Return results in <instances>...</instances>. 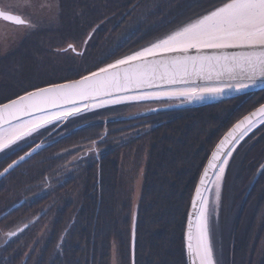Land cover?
<instances>
[{
  "label": "trees",
  "instance_id": "trees-1",
  "mask_svg": "<svg viewBox=\"0 0 264 264\" xmlns=\"http://www.w3.org/2000/svg\"><path fill=\"white\" fill-rule=\"evenodd\" d=\"M57 1L63 7L57 12L61 19L57 26L28 32L20 43L10 46L11 54L0 57V102L32 88L93 72L166 37L224 2L146 0L148 24H137L138 30L132 37L130 24L120 25L117 20L123 16L124 20L132 8L144 3L142 0ZM70 43L80 45L83 51L81 48V52L74 53L65 48ZM46 54L50 61L47 67L55 65L52 54L62 57L63 63L53 72L47 69V78H39L35 66L43 65ZM263 102L264 90H261L212 105L161 112L154 116L157 124L138 139L120 143L100 159L76 169L66 186L55 190L60 193L59 203L25 207L19 215L13 213H19L23 206L3 212L23 186L43 179L44 173L51 171L52 164L58 161L33 157L0 182V228L6 224L15 227L12 231L0 229L6 237L0 245V264H111L113 247L118 264H132L133 253L134 264H187L183 239L186 217L210 150L232 124ZM132 107L117 106L96 113L122 112ZM90 115L77 119L85 121ZM253 137L245 147L249 151L257 150L261 160L264 127ZM142 140L149 143L146 170L143 189L134 205L119 153L134 144L141 150ZM14 158L11 150L1 154L0 170ZM239 183H243L242 178ZM243 192L240 186L239 200ZM135 206L137 224L132 253L131 216ZM21 218L28 227L9 236L8 233L21 227L15 225L23 224ZM42 219L49 224L46 236L42 237L46 238L44 250L37 256L39 244H36L37 249L27 254L28 245L36 237L32 227ZM233 226L231 264H264V170L250 198L242 203Z\"/></svg>",
  "mask_w": 264,
  "mask_h": 264
},
{
  "label": "snow or ice",
  "instance_id": "snow-or-ice-1",
  "mask_svg": "<svg viewBox=\"0 0 264 264\" xmlns=\"http://www.w3.org/2000/svg\"><path fill=\"white\" fill-rule=\"evenodd\" d=\"M0 17L17 25L25 23L19 16L4 11H0ZM229 47L242 48L246 51L231 55H187L192 50L201 53L206 49L223 50ZM71 48L72 46L69 45V49ZM110 55H115V53ZM160 57L164 59H158ZM217 67L219 70H216ZM213 71H215L216 78L226 74L238 81H249V84L241 83L239 87L242 88L257 86V81L264 83V0H224L219 6L214 7L194 22L188 23L140 50L115 59L103 67H98L96 71L83 75L78 80L38 88L0 105V120H4L5 113L12 120H17L21 116L32 115L33 112L45 111L44 106L56 107L57 101L62 100L65 104H71L58 114H46L31 121L21 122L9 134L0 137V150L8 148L16 141L30 136L54 121L76 116L81 111L87 110V105L78 107L72 102L76 99L84 100L124 90L149 88L154 86L156 80L175 84L178 79L182 81L184 77H199L201 74L206 79H211ZM224 91L223 87L169 89L158 95L202 99L206 93L223 94ZM151 96V93L142 92L130 99H146ZM111 102H119V99ZM257 123H264V106L249 116H245L227 133L216 151L212 153V160L208 167H215V162L219 159L221 149L226 143H231L236 139L237 134L242 139ZM30 155L31 153H26L19 160L13 161L0 175L13 169ZM225 155L230 156L231 151ZM227 163L226 158L220 162L216 175L215 196L217 200L220 195V181L225 171L224 165ZM206 176L207 170L200 180V187L196 189L193 201L195 219L189 221L186 233V249L188 254L194 258V264H214L209 227V218L213 210L210 209L209 201L201 191L202 188L205 192L209 191L204 188ZM8 235L13 236L15 233L10 232Z\"/></svg>",
  "mask_w": 264,
  "mask_h": 264
},
{
  "label": "rangeland",
  "instance_id": "rangeland-1",
  "mask_svg": "<svg viewBox=\"0 0 264 264\" xmlns=\"http://www.w3.org/2000/svg\"><path fill=\"white\" fill-rule=\"evenodd\" d=\"M28 1H36V0H26ZM15 8L16 10L20 11L21 13L23 11L19 10L22 3L25 2V0H15ZM46 0H39V3L34 4L30 3L27 6L29 7L28 12L29 17L31 18L33 24H37L39 26H47L50 24H56L58 23V19H56L55 16H58V13H56V9L58 11V1L57 0H50L45 4ZM57 8H55L56 6ZM33 29L29 28H22V27H14L11 24H8L7 22L0 21V57L3 56L4 53H6V49H10V46L16 45V43H20L22 41L21 39L24 38L25 35ZM29 32V33H30ZM22 36V37H21ZM21 37V38H20ZM20 38V39H19ZM19 39V40H18ZM76 49L80 50V45H75ZM43 56L45 58V62H43V65L40 67V63L35 66V71L37 72V76L39 78L44 77L47 78V69L50 72H53L56 68H59V64L63 63L62 57H58L59 55H54L53 58L55 65L47 67L48 63H50L49 60H47L46 56ZM51 58V56L49 57ZM57 64V65H56ZM27 69V67H26ZM28 70V69H27ZM25 74V72H23ZM27 73V71H26ZM50 85V84H46ZM5 86L6 85H2ZM44 86V85H42ZM39 88V87H36ZM34 89V88H32ZM1 90V88H0ZM12 99V98H11ZM2 103V102H0ZM128 111V110H127ZM122 111V112H127ZM120 112V111H118ZM99 114V113H96ZM96 114H91L90 116H94ZM127 114V113H126ZM54 127H57V129L62 131V127L58 125H54ZM261 127H264V123L260 124L255 130L249 133L248 136L244 138V140L238 145V147L235 149L236 151L230 156L228 159V163L225 165V171L223 174V178L220 181V188H219V199H216L215 192V182L216 178L213 182V185L211 187L210 193H209V207L213 210V214L209 218V227H210V234L212 237V246H213V256H214V264H231L230 259V246H231V240H232V232H233V223L237 220L238 214L241 210L242 203H244L248 198H250L252 190L256 187L257 182L260 178L258 177L257 181H255L254 186L251 187L252 181L254 180V177L256 176L257 170L260 168V166L264 163V157L259 160L257 155V150H248V147H245V144H248L250 141V137L257 132H259V129ZM150 129V128H149ZM148 129H142L140 130L141 133L146 132ZM130 134L127 135L121 133V136L118 137V139L115 141V146L119 145L123 142H129ZM256 137H253L255 139ZM259 138V137H258ZM258 141V140H257ZM141 143H144L140 150L137 145H133L130 148L125 149L124 151H121L119 153L120 155V166H122V173L123 177L127 182L128 189L131 192V198L133 201V204L135 205L138 201V196L141 193L144 183V174L146 170V161H147V150H148V142L145 140H142ZM140 143V144H141ZM264 145V143H263ZM140 150V152H139ZM72 160H69L67 164H69L70 171H75L77 167V163L75 165L71 164ZM264 170V168H263ZM262 170V173H263ZM246 174L245 176L240 175V173ZM261 173V174H262ZM243 176V177H242ZM126 177V178H125ZM242 178V184L240 185V179ZM47 180H50L48 178ZM240 186L244 188V194L242 195L241 199L240 197L241 193ZM251 187V190H250ZM262 188V187H261ZM9 199V198H8ZM137 206H135L132 216H131V231L133 235V225L137 221L136 214H137ZM29 221V220H27ZM42 221V222H41ZM40 222L35 223V225L32 227L33 231L36 234L35 239L28 245V249L26 251L27 254H30L33 250L37 249L36 244H39V249L37 251V256L40 255L41 250H44V245L46 243L45 237L46 232L48 230V222L46 219H42ZM10 223V221H9ZM21 224V222L15 224L18 225ZM137 224V222H136ZM12 227V226H11ZM8 226V224L3 225L1 229L3 231H9L14 228H11ZM264 227V226H262ZM39 230L38 233H36ZM3 231L0 232V245L3 244V240L6 238L4 237ZM38 247V246H37ZM116 247H113L112 252V259L111 264H118L117 259V253L115 252ZM32 254V253H31ZM26 255V254H25ZM36 256L35 260L38 259Z\"/></svg>",
  "mask_w": 264,
  "mask_h": 264
},
{
  "label": "flooded vegetation",
  "instance_id": "flooded-vegetation-1",
  "mask_svg": "<svg viewBox=\"0 0 264 264\" xmlns=\"http://www.w3.org/2000/svg\"><path fill=\"white\" fill-rule=\"evenodd\" d=\"M12 1L13 0H0V9L20 15L22 19L25 20V23L22 25H17L2 19H0V21H5L14 27L33 29L31 31L48 29V27L57 26L61 21L60 17L55 16L56 19H58V23L54 25L50 24L47 26H39L37 24H33L31 18L29 17L30 13L28 12L31 9H28L29 7L27 5L30 3L38 4L39 0L28 2L25 0L19 9L23 11L22 13L16 10V2L14 1L13 3ZM49 1L50 0H46L45 4H47ZM142 2H144L142 5H137L132 8L128 13L129 16L125 17L124 20H122L124 16L119 17L117 20V23L120 25H123L125 22L130 24L128 30H130V35H132V37L135 36V33L138 30L136 27L137 24L145 25L146 22L148 24L147 2L146 0H142ZM59 7L58 11L56 9V13L60 10L62 11L63 7ZM87 19L88 18H85L84 20ZM69 45L72 46L70 51L72 50L74 53L81 52L82 47H80V50H78L74 46V43L66 45L65 48L69 49ZM6 54H11L9 48L6 49V53H4L1 58H6ZM11 60L12 58L10 57L8 62L9 65L12 64L10 63ZM134 112L135 111H128L126 112L127 114L125 112L99 113L94 116H89V118L85 121L74 119V121L64 124L62 131L57 129V127L46 130L43 129L42 132L33 134L27 140L21 141V143L18 145L11 147V153H13L14 157L16 158L22 153L30 150L32 146L40 143H46L43 146V149L37 154L33 155L32 158L36 157L40 158L41 160H43V158H47L48 161H54L57 159L58 161H56L55 164H52L51 171L44 173L43 179L33 180V183L28 184V186H23V189L16 196L17 198H13V200L9 202L8 207L3 212H11L14 209L16 210V208L23 206L19 213H13L15 215H19L24 212L23 209L25 207H35L39 204L50 202H55V204L59 203L61 201L58 198L60 193L56 192L55 190H57V188L66 186L68 181L71 180L73 173L77 172V170L73 172L70 171L69 164H67L69 160H72V165H75L76 163L78 164L76 169H82L83 166H85L88 162H93L100 159L102 155L108 154V152L113 147H115V141L121 136V133L126 135L127 133L128 135L130 134V140L138 139L141 135H143L140 130H150L151 127L157 124L153 115L142 116L139 118H124L129 113L132 114ZM80 126L83 127L79 128ZM76 127L77 129H75ZM62 157L64 159L66 158L67 160L64 161ZM32 158L27 162L31 161ZM48 178H50V180H47ZM50 196L51 199L47 198ZM21 221L23 224H18L21 226L19 229L24 228L25 230V228L28 226L25 223L26 220L21 218ZM17 223L19 222H16L15 224Z\"/></svg>",
  "mask_w": 264,
  "mask_h": 264
},
{
  "label": "water",
  "instance_id": "water-1",
  "mask_svg": "<svg viewBox=\"0 0 264 264\" xmlns=\"http://www.w3.org/2000/svg\"><path fill=\"white\" fill-rule=\"evenodd\" d=\"M0 11H3V10L0 9ZM4 12L10 13L12 15H17V16H19L22 19V17L20 15H18V14H13V13L5 11V10H4ZM0 19L4 20L2 17H0ZM8 22L15 24L12 21H8ZM172 33H170V34H172ZM245 51L246 50L242 49V48L229 47V48H226V49H223V50L206 49V50H204L201 53H197L195 50H192L189 53H187V55H190V56H194V55H198V54H200V55H220V54L231 55V54H240V53H243ZM158 59H164V57H160ZM110 63H112V62H110ZM105 65L106 64H104V66ZM96 70L97 69H94V71H96ZM216 70H219V68L217 67ZM87 74L88 73L83 74V75H87ZM78 79H80V77L72 78L71 80H65V81H62L60 83H51L50 85L61 84V83L69 82V81H75V80H78ZM241 83L249 84V81H247V80L238 81L237 79L230 78L226 74L220 76L219 78H216L215 71H213L211 79H206L204 77V75L201 74L199 77H197V76L184 77L182 81L178 79V82L175 83V84H169V83H167L165 81L156 80L154 82V86L153 87H149V88L135 89V90H124V91H120L118 93L114 92L111 95H104V96H99V97H97V96L89 97V98L84 99V100L76 99V100H74L72 102L75 103L78 107H82L83 105H87L88 106L87 110L81 111L76 116H72V117H68V118H65V119L58 120V121H54V122L46 125L45 127L40 128L37 132H34L31 135L39 133L43 129L51 128L54 125H58L59 127L60 126L64 127V124H67L69 121H72V120H74L76 118L85 116V114H94L97 111L106 110L107 108H116L117 106L133 105V107L128 109V111H135V112L132 113V114L129 113L124 118H126V119H128V118H139V117H142V116H148L150 114H159L161 112H169V111H172V110H182V109H189V108H193V107H200V106H204V105H212V104H215V103H218V102H223V101L228 100V99L236 98V96L246 95L247 93H253V92L261 91V89L264 88V83H261L260 81H257V86H249V87H246V88L239 87V85ZM50 85L40 86L39 88H44V87H47V86H50ZM228 85H232V87H228ZM212 87H223L225 89V91H224L223 94H207L206 93V94H204L202 99L201 98H191L190 99V98H188L186 96L158 95L159 93L167 91L169 89L188 90V89H192V88L201 89V88H212ZM35 89H38V88L30 89L27 92L19 94V96L25 95L26 93L34 91ZM142 92L143 93H151L152 96L150 98H146V99H130V97H135V96L141 94ZM19 96H17V97H19ZM17 97L12 98V99H16ZM12 99H9L8 101H10ZM114 99H119V102H116V103L111 102ZM8 101L0 103V105H2L4 103H7ZM149 102H154V103H151L148 106L147 105L144 106L145 103H149ZM70 106H71V104H65L64 101H62V100L61 101H57V106L56 107L44 106L45 111H43V112H33L32 115L21 116L17 120H12L7 115V113H5L4 120H0V137H3L5 135L9 134L12 131V129L14 127H17L21 122L31 121L34 118H39V117L44 116L46 114H51V113L58 114L60 111L64 110L67 107H70ZM261 106H264V102L259 104L258 107L248 111L247 114L241 116V118H239L237 120V122H235L233 125H231L228 128L227 132H225L218 139L217 144L210 150L211 152L208 155V157L206 159V163H205L204 167L202 168V170L200 172L201 174L199 175V177L197 179L196 187H195V189L193 191L192 198H191V201H190V204H189V210H188L187 217H186L187 218L186 224H185V228L186 229H185V232H184L183 239H184L185 260L187 261V264H194V258L191 257L188 254V251L186 249V233H187V230H188L189 221L195 219V217L193 216V211H194V209H193V201L195 200L196 189H197V187H200V180H201L202 177H204L205 170H207V176L205 178L206 183L204 185V188H207L209 191L205 192L203 190V188L201 189V191L203 192V195L208 199L209 196H210L209 193H210L211 187H212L213 182H214V180L216 178V175L218 173V168L220 167V162L223 159H225V158L228 160L230 158V156H232V154L236 151L235 149L244 140V138L246 136H248L250 132L255 130L262 123H257V125L255 127H252L251 130L248 131L247 135L243 136L242 139L239 138V134H237L236 139L232 140L231 143H226L225 147L223 149H221V153L219 155V159L215 162V167L209 168L208 165H209V162L212 160V153L216 151L218 145L220 144V141L222 139H224V137L227 135V133L240 120H242L245 116H249L251 113L257 111ZM5 121H9V122L6 123ZM31 135L27 136V137H24L21 140L16 141L14 144L10 145L6 149L0 150V155L5 153V152H7V151H9L11 147L18 145L19 143H21V141L27 140L29 137H31ZM45 144L46 143L36 144V145L32 146V148L30 150L22 153L20 156H18L15 159H13V161H17V160H19V158L21 156H25L26 153H31L30 156L26 157L25 160L21 161L13 169L9 170L7 173H5L3 175H0V182H1L2 179L7 177L9 174H11V172L13 170H15L16 168L21 166L22 163H25L30 158H32L33 155H35L38 152H40L43 149V146ZM229 151H231V155L230 156H226L225 154L228 153ZM13 161H11V163ZM8 165L6 167H4L2 170H0V173H3L4 169L7 168ZM224 167H225V165H224ZM263 168H264V163L257 170L256 176L254 177V180L252 181L251 187L254 186L255 181H257L258 177L261 176ZM251 187H250V190H251ZM197 207H199L198 203H197ZM136 222L133 225V235H132V239H131V242H132V253L134 252V248H135V242L134 241H135V235H136V231H135ZM23 229L24 228L16 229L12 233H15V235H16L17 233L21 232ZM133 262H134V253H133V256H132V264H134Z\"/></svg>",
  "mask_w": 264,
  "mask_h": 264
},
{
  "label": "bare ground",
  "instance_id": "bare-ground-1",
  "mask_svg": "<svg viewBox=\"0 0 264 264\" xmlns=\"http://www.w3.org/2000/svg\"><path fill=\"white\" fill-rule=\"evenodd\" d=\"M85 115H90V114H85ZM150 115H153V116H157V114H150ZM148 115V116H150ZM83 117V116H82ZM80 118V117H79ZM237 122V121H236ZM233 125V124H232Z\"/></svg>",
  "mask_w": 264,
  "mask_h": 264
}]
</instances>
